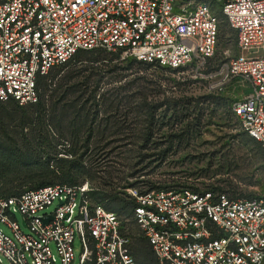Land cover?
<instances>
[{"label":"built area","instance_id":"1","mask_svg":"<svg viewBox=\"0 0 264 264\" xmlns=\"http://www.w3.org/2000/svg\"><path fill=\"white\" fill-rule=\"evenodd\" d=\"M215 1L238 53L207 69L219 36L210 2L0 0V100L37 102L38 79L78 50L119 51L121 59L190 69L209 91L240 88L232 112L264 155V0ZM90 191L87 182L48 184L0 196V222L12 232L0 228V264L3 257L11 264H137L120 217L93 204ZM127 194L136 202L131 220L160 264H264V195L137 187Z\"/></svg>","mask_w":264,"mask_h":264},{"label":"rangeland","instance_id":"2","mask_svg":"<svg viewBox=\"0 0 264 264\" xmlns=\"http://www.w3.org/2000/svg\"><path fill=\"white\" fill-rule=\"evenodd\" d=\"M203 1L219 20L209 69L238 49L219 3ZM68 62L42 77L37 104L0 102V195L19 194L41 181L68 183L64 175L87 182L90 201L117 212L140 264L153 259L124 206L128 188L264 195L263 152L231 109L240 88L209 91L204 79L193 81L190 69L121 60L104 50L83 51ZM62 140L68 144L55 150ZM14 218L21 224L17 211ZM0 228L12 236L4 223ZM50 250L58 263L53 243ZM72 250L76 263L77 237ZM1 264L11 263L3 257Z\"/></svg>","mask_w":264,"mask_h":264},{"label":"trees","instance_id":"3","mask_svg":"<svg viewBox=\"0 0 264 264\" xmlns=\"http://www.w3.org/2000/svg\"><path fill=\"white\" fill-rule=\"evenodd\" d=\"M83 51H86V50H78L76 53H75V55L76 54H78V53H80V52H83ZM113 53H115V56L117 57V58H119V59H121L120 58V52L118 51V52H113ZM72 58V57H71ZM70 58V59H71ZM69 59V60H70ZM125 59H132V60H134V61H138V60H136V59H134V58H132V57H125V58H123V59H121V60H125ZM212 59V58H211ZM210 59V60H211ZM68 60V61H69ZM65 62L63 65H66L67 63H69V62ZM139 62H141V61H139ZM150 63V62H149ZM151 63H154V62H151ZM62 65V66H63ZM164 67H167V66H164ZM167 68H170V67H167ZM170 69H172V68H170ZM180 69H184V68H175V69H172V70H174V71H179ZM210 69V68H209ZM186 70V69H185ZM191 73V72H190ZM192 74V73H191ZM193 75V74H192ZM43 78L42 77H40L39 79H38V83H37V89H38V87H39V84H40V82H41V80H42ZM203 78H201L200 76H196V77H194L193 78V81H195V80H202ZM186 81H188L187 79H186ZM177 83V84H176ZM178 81L177 82H175L174 83V85L175 86H177L178 85ZM0 102H13V103H15V104H17L15 101H13V100H7V101H1L0 100ZM39 102V99H38V101L37 102H35V103H33V104H29V105H35V104H37ZM17 105H19V104H17ZM254 140V139H253ZM257 142V141H256ZM258 143V142H257ZM64 145V144H68V143H65V140L63 141L62 140V142L60 141V142H58V143H56L53 147L55 148L56 146H58V145ZM57 148H55V150H56ZM63 180L64 181H67L68 183H52V182H49V181H41L40 182V184H38L36 187H34V188H30V189H36V188H39V187H43V186H45V185H48V184H69V185H75V184H78V183H74L73 181H72V179H67V177H65V175L63 176ZM26 190H29V189H26ZM26 190H24V191H26ZM24 191H22V192H24ZM22 192H20L19 194H21ZM19 194H16V195H19ZM0 196H2V195H0ZM8 196H13V195H5L4 197H8ZM127 197H128V200H127V202L125 203L126 205H124L125 207H126V209H129L130 210V212H131V215H132V211H133V208H134V206L136 205V202H135V200L134 199H132L131 197H129V195L127 194ZM231 197V196H230ZM102 199H104V197H102ZM124 206H122V207H124ZM104 207V206H103ZM106 208V207H105ZM106 209H108V208H106ZM108 210H110V211H113V212H115L116 214H117V212L115 211V210H111V209H108ZM141 237V236H140ZM141 239L147 244V246H148V250H149V254H150V257L153 259V261H152V263H150V264H160L159 262H158V260L156 259V257L154 256V254H153V252L151 251V248H150V246H149V244L147 243V241L145 240V238H143V237H141ZM132 243V242H131ZM130 254L134 257V259H135V261H136V263L137 264H140V263H138V261H137V258H136V254H137V252H134L132 249H131V244H130ZM147 259V258H146Z\"/></svg>","mask_w":264,"mask_h":264},{"label":"water","instance_id":"4","mask_svg":"<svg viewBox=\"0 0 264 264\" xmlns=\"http://www.w3.org/2000/svg\"><path fill=\"white\" fill-rule=\"evenodd\" d=\"M47 220H48L47 218L44 219V221H47Z\"/></svg>","mask_w":264,"mask_h":264}]
</instances>
